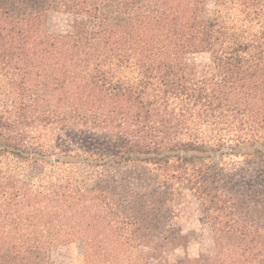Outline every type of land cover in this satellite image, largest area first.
Wrapping results in <instances>:
<instances>
[{"label":"trees","instance_id":"obj_1","mask_svg":"<svg viewBox=\"0 0 264 264\" xmlns=\"http://www.w3.org/2000/svg\"><path fill=\"white\" fill-rule=\"evenodd\" d=\"M263 2L0 0V264L77 239L84 264H153L183 188L214 253L162 264H264Z\"/></svg>","mask_w":264,"mask_h":264},{"label":"rangeland","instance_id":"obj_2","mask_svg":"<svg viewBox=\"0 0 264 264\" xmlns=\"http://www.w3.org/2000/svg\"><path fill=\"white\" fill-rule=\"evenodd\" d=\"M215 1L207 0L208 15L213 14ZM46 20L47 29L51 33H68L72 30L73 15L71 13L50 10L47 13ZM185 59L196 68V74L199 77L215 72L209 52L188 53ZM121 73L120 76L132 77L134 75L133 72L127 70H122ZM57 137L59 138L60 135ZM61 138L75 146V144L88 143L90 134L75 129L65 132ZM181 191L180 195L173 198V215L169 225L173 235L185 237L184 242L162 256L154 257L153 264H162L164 260L177 261L184 257L211 256L214 253L212 233L209 226L200 221L201 212L197 200L187 189L183 188ZM50 257L55 264H84L81 240L77 239L54 247L50 251Z\"/></svg>","mask_w":264,"mask_h":264}]
</instances>
